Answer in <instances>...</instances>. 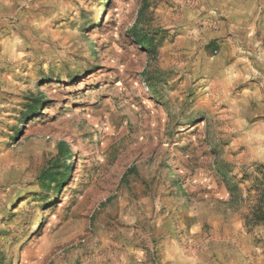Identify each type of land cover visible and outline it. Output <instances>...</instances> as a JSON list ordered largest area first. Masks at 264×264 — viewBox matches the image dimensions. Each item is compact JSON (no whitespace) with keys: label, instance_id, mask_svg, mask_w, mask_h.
<instances>
[{"label":"rangeland","instance_id":"obj_1","mask_svg":"<svg viewBox=\"0 0 264 264\" xmlns=\"http://www.w3.org/2000/svg\"><path fill=\"white\" fill-rule=\"evenodd\" d=\"M256 164L264 0H0V264H264Z\"/></svg>","mask_w":264,"mask_h":264},{"label":"trees","instance_id":"obj_2","mask_svg":"<svg viewBox=\"0 0 264 264\" xmlns=\"http://www.w3.org/2000/svg\"><path fill=\"white\" fill-rule=\"evenodd\" d=\"M132 36L135 42L144 51L150 53L155 51L153 40L148 38L146 34H142L134 30L132 31ZM145 74L148 86L153 88L154 84L152 83L151 78L147 76L149 73L146 72ZM42 101L43 100L41 98L30 99V102L26 104L25 111L22 113L23 120H26L25 118H28V116L37 113ZM70 158L71 155L69 153L68 145L65 142H59L57 144V152L55 157L49 160L37 174V184L40 187V190L43 192V194H40L39 199L44 203H48V191L54 190L58 192L66 184V179L68 178L71 171L70 165L68 164ZM255 167L259 169L258 171H260L261 177H264V164H256ZM216 170L220 174L225 172V168L220 164H216ZM52 183H54V188H50ZM226 185L231 195L237 193L238 188L236 183H231L229 180H226ZM180 187L181 186L178 185V188ZM260 191L264 192V184ZM33 194L38 195L39 192L34 191ZM261 213V217L264 219V209L261 210Z\"/></svg>","mask_w":264,"mask_h":264}]
</instances>
